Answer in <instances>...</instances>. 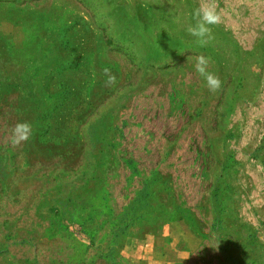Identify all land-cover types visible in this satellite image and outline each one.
Returning <instances> with one entry per match:
<instances>
[{"label":"rangeland","instance_id":"1","mask_svg":"<svg viewBox=\"0 0 264 264\" xmlns=\"http://www.w3.org/2000/svg\"><path fill=\"white\" fill-rule=\"evenodd\" d=\"M204 2L0 0V264H264V0Z\"/></svg>","mask_w":264,"mask_h":264},{"label":"clouds","instance_id":"2","mask_svg":"<svg viewBox=\"0 0 264 264\" xmlns=\"http://www.w3.org/2000/svg\"><path fill=\"white\" fill-rule=\"evenodd\" d=\"M192 19L195 23L188 25L186 28L187 33L196 38L195 43L199 47L207 46L214 40L212 26L220 24L222 19L217 11V5L214 0H206V2L195 8L192 12ZM209 65L210 59L204 55H199L196 57L194 68L204 79L208 90L212 93H216L221 89L222 81L217 74L209 71ZM103 73L107 77L105 86H114L117 82V77L111 73L109 68H104ZM32 134L33 127L31 123L27 121L18 122L11 129L10 142L14 146H18L28 141Z\"/></svg>","mask_w":264,"mask_h":264}]
</instances>
